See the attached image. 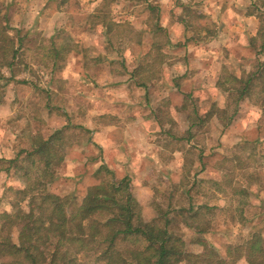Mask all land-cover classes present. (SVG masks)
<instances>
[{"label":"rangeland","instance_id":"374dc122","mask_svg":"<svg viewBox=\"0 0 264 264\" xmlns=\"http://www.w3.org/2000/svg\"><path fill=\"white\" fill-rule=\"evenodd\" d=\"M181 1L150 0L148 4L145 0H0V15L9 17L8 32L22 40L16 45L19 53L15 64L11 69H3L5 78L11 80L0 82L9 104L0 112V173H4L0 178V221L4 213H13L16 192L29 184L24 178L25 171L18 166L31 163L26 160L6 172L9 162L23 151L32 150L34 141H27L30 134L33 138H45L52 133L53 128L41 117L46 118L47 113L40 111L47 97L45 88L50 80L46 74L52 69L51 56L57 51L66 56L85 50L89 75L95 74L93 60L99 55L107 53L108 58L119 61L127 56L128 65L133 68L142 57L138 73L143 76L139 82L163 78L172 84L175 79L183 90L173 95L169 88L157 86L151 94L153 100L135 88L128 93L126 85L117 91L110 90L111 99L122 101L126 93L128 97L130 94L138 110H143L140 115H157L164 123V128L161 126L154 132V145L164 162L170 163L168 169H163L159 158L143 161L141 153L127 163V159H115L112 166L116 180L125 176L131 179L143 220L170 219V228L186 243L188 252L201 253L203 247L198 242L201 240L222 259L227 258L228 251L235 254V248L243 246L254 232L264 236V112L251 99L236 106L227 92L233 87L232 76H245L257 69L260 60L264 61V0H211L213 6L206 8V14L188 12ZM225 5L228 7L224 11L232 9L229 16L219 13ZM149 6L157 8V14L153 15ZM103 33L107 34L106 39ZM170 40L180 48L173 50L167 44ZM142 41L147 44L145 47L139 45ZM187 43H202L194 52L208 56V60L177 62L176 57L183 59L187 54L183 47ZM62 62L60 66L66 65L65 71L71 77L84 76L83 61L78 57ZM112 66L115 73L122 74L121 64ZM106 79L101 74L102 86L108 83ZM60 80L57 88H61ZM76 87L75 84L69 88L71 94L79 89ZM83 89L91 94L81 104L86 109L93 105L89 99L104 91L90 83ZM102 95L109 96L108 91ZM61 104V99L54 104L57 107L54 113L62 114L58 110ZM210 111L213 115H208ZM67 113L68 128L61 131L57 136L61 140L56 142L62 146L64 161L57 168L52 191L70 194L80 203L90 187L103 180L111 181L104 172L95 174L101 166L109 164L97 157L95 149L81 151L86 160L82 156L65 159L68 151L73 153L94 131L88 112L85 117H75L72 110ZM110 121L109 117L104 123ZM81 124H89L90 129ZM191 126L195 127L190 129ZM140 133L138 130L132 135L137 136L143 152H151L153 146L146 148L140 141ZM165 133L175 134L176 141L177 136L192 140L191 148L184 141L168 142ZM256 138L263 139L262 143H255ZM141 147L136 146L138 150ZM177 151L181 153L177 154L181 158L179 165L173 163ZM36 174L35 166L28 177L34 179ZM191 206L200 213L195 226L208 229L203 234L186 225L189 214L181 212ZM21 208L28 211L27 203L21 204ZM85 264L102 263L87 258ZM236 264L248 263L242 258Z\"/></svg>","mask_w":264,"mask_h":264},{"label":"trees","instance_id":"16d2710c","mask_svg":"<svg viewBox=\"0 0 264 264\" xmlns=\"http://www.w3.org/2000/svg\"><path fill=\"white\" fill-rule=\"evenodd\" d=\"M149 9L157 14V8ZM8 18L0 15V82L11 80L5 78L3 69H11L15 64L19 53L16 45L22 42L8 32ZM157 30L163 31L160 27ZM231 78L233 87L227 92L234 98L233 103L237 106L240 101L251 99L264 112V61L258 62L255 71ZM3 89L0 83V105L5 102ZM237 113L235 109L234 115ZM60 133L48 139L35 138L32 150L23 151L6 168L9 172L16 164L26 160L31 163L18 166L25 171L29 184L16 192L13 213L1 217L0 264H85L87 258L102 264H236L242 258L248 264H264L261 232H254L243 246L235 248V254L228 251L225 259L201 240V253L188 252L186 243L170 228L172 220L163 217L145 222L131 189V179L125 176L116 180L106 166L95 174L104 172L111 181L103 180L90 187L80 203L70 194L54 193L52 184L64 161L62 146L56 143L61 140L57 138ZM35 166L37 174L32 179L28 176ZM25 202L28 211L21 208ZM181 213L189 214L186 225L198 234L208 230L195 226L200 213L194 207Z\"/></svg>","mask_w":264,"mask_h":264},{"label":"crops","instance_id":"0c3cea01","mask_svg":"<svg viewBox=\"0 0 264 264\" xmlns=\"http://www.w3.org/2000/svg\"><path fill=\"white\" fill-rule=\"evenodd\" d=\"M148 4L150 3V0H145ZM177 0H175L176 2ZM181 5L183 7L188 9V12L190 13H199V14H206V8L213 6V3L211 0H182ZM228 6H221L219 13L224 15H230L232 13V9L229 7L227 10L224 11ZM205 9V10H203ZM162 13V11H161ZM172 13V10L169 11V14ZM165 20V19H164ZM183 22V21H182ZM184 23V22H183ZM161 27H162V21H161ZM159 26V25H158ZM107 34L103 33V39H106ZM106 41L110 40H104V43ZM85 41L81 42L82 46H84ZM169 46L173 48V50H177L180 47H178L177 44H171V40L167 42ZM105 45V44H104ZM141 47H145L147 44L142 41L140 43ZM199 45H203L202 43H187L184 44L183 47L186 50L185 56L183 59H180L179 57H176V61L179 62L182 60V62L189 63L194 61H199L202 59H207L208 56H199L196 54L195 49H200ZM107 47V46H106ZM202 49V48H201ZM57 51V50H56ZM122 51H120V54ZM125 53V52H124ZM103 54V53H102ZM126 54V53H125ZM64 54L60 55L59 52H55L53 57L51 56V60H53L52 63V69L50 73H47L46 76L49 78V83L46 85V101L44 105H41L40 111H45L47 113V117H42V120L45 121L48 127H52L51 130L52 133L50 136L56 134L57 132H61L62 130H65L68 128L69 125V116L67 114L68 111H75V117L81 116L85 117L86 112L89 114V118L93 119V126L94 131L92 132L93 136L90 137L88 140L83 141L82 143L78 144L74 149L73 153H70L68 151L67 157L65 159H71L75 156L83 157L84 160L87 159V157L84 155V152L87 150L95 149L96 153H98L99 158L105 159V162L108 166V169L114 173V170L112 169V166H114L115 159L120 160H126V163L130 160L129 158H133V156L140 154L143 161H148L152 158H159L160 163L163 167V169H168L170 163H165L162 159L160 152L158 153V150L155 151V131L160 130V127L163 126L164 123L162 122V119L159 118L157 115H148L144 116L140 115L143 110H138L139 108L136 107L135 102L131 99L132 96L128 97V94L126 93V99L122 101H116L115 99H111V91H117V88L120 86H125V90L129 91L128 93L132 92V90H137V92L141 93L140 91L144 92L145 96H148L149 99L153 100L155 99L151 94L155 91L157 86H163L166 88H169L170 91H173V95L180 94L183 90L174 82L172 84H169L168 82L163 81V78L154 79L150 83L146 82H139V79L142 78L143 75L138 73V68H140L139 63H141V58L137 61V64L135 67H131L128 65L127 56L126 59L119 60H112L108 58V54L105 53L103 55L97 56L93 62L95 65H93V68L95 71V74L89 75L90 66L85 65V62L87 63V56L85 50H81L76 52L75 54ZM76 56L80 60L83 61V67L82 72L84 76L77 75L75 78L74 75L71 77V73L68 71H65L67 68L66 65L61 67L60 62L69 59L70 57ZM50 58V56H48ZM101 63H98V62ZM63 63V62H62ZM97 63V65H96ZM115 63H119L123 67L122 74L120 72H114L111 68L112 65ZM67 64V63H64ZM61 68V69H60ZM103 74L108 81L107 84H104L103 86L100 84V76ZM89 75V76H88ZM61 79V80H60ZM126 79V80H125ZM173 79V77L171 78ZM61 83V88L56 87V83ZM158 80V81H157ZM33 81V78L31 79ZM73 81L79 89H76V92L74 94L70 93V87L74 86L75 84H72ZM88 81V82H87ZM16 84H19V82H15ZM36 83V82H35ZM90 83L93 85V87L98 88H104V91H101L99 96H95L92 99H89L92 102V108H83L81 107V104L86 101V98L88 99L90 96H87V93L83 87ZM110 83V85H109ZM81 84V86L79 85ZM84 85V86H82ZM34 87V85H33ZM135 88V89H134ZM36 90V89H33ZM140 90V91H139ZM108 91V95L103 96V93H106ZM113 94H115L113 92ZM91 95V94H90ZM138 95V94H137ZM61 99V110L62 114L59 115L58 113H54L53 111L57 109V107L54 106V104ZM5 102L0 105V112L4 110V108H8V100L5 99ZM39 107V108H40ZM158 109V108H155ZM99 112V113H96ZM212 112V111H210ZM95 113V114H93ZM129 116L125 118V116ZM238 114V113H237ZM91 115V116H90ZM209 115V113H208ZM35 117L41 119L38 115ZM110 117V122H105L107 118ZM48 121V122H47ZM84 125L87 129H90L89 124H81ZM135 127V128H134ZM195 126H191V128H194ZM132 128H134L132 130ZM54 130V131H53ZM140 130V134L142 135V139L140 141L143 143V145L151 149L153 146V150L151 152H143V148L141 147V143L137 139L136 135H132L133 132ZM165 129H163V132ZM154 135V136H152ZM50 136L45 137V139H48ZM164 136H167L168 142H182L184 141L186 143V147L189 149L192 145V140L189 139H182L181 137L177 136V141L175 139V134L165 133ZM35 138L32 137V134H30V138L27 140L28 142L34 141ZM153 139V140H152ZM152 141V142H151ZM253 141H256L255 143L260 144L262 143L263 139H254ZM31 145V144H30ZM141 147L140 150L136 148V146ZM152 145V146H151ZM136 148L137 150L133 151V148ZM84 151V152H81ZM177 154H181L179 151L176 152V154L173 156L175 158L176 165L180 163V156H177ZM96 157V156H94ZM173 158V159H174ZM107 160H110L109 162ZM119 160V161H120ZM72 162V161H70ZM158 162V161H157ZM125 164V163H124ZM165 173V172H164ZM4 176V173H0V178Z\"/></svg>","mask_w":264,"mask_h":264}]
</instances>
